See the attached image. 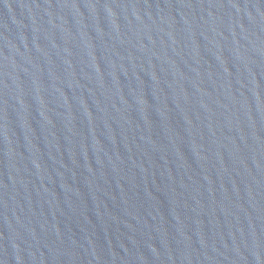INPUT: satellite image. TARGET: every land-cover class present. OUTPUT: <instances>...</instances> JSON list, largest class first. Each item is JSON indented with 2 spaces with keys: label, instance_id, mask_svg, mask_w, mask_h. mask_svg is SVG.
Here are the masks:
<instances>
[{
  "label": "water",
  "instance_id": "water-1",
  "mask_svg": "<svg viewBox=\"0 0 264 264\" xmlns=\"http://www.w3.org/2000/svg\"><path fill=\"white\" fill-rule=\"evenodd\" d=\"M0 264H264V0H0Z\"/></svg>",
  "mask_w": 264,
  "mask_h": 264
}]
</instances>
